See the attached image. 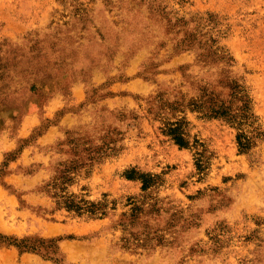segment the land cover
I'll use <instances>...</instances> for the list:
<instances>
[{"label": "rangeland", "instance_id": "rangeland-1", "mask_svg": "<svg viewBox=\"0 0 264 264\" xmlns=\"http://www.w3.org/2000/svg\"><path fill=\"white\" fill-rule=\"evenodd\" d=\"M230 81L248 151L190 110L188 147L161 133ZM0 238V264H264V0H0Z\"/></svg>", "mask_w": 264, "mask_h": 264}, {"label": "trees", "instance_id": "trees-1", "mask_svg": "<svg viewBox=\"0 0 264 264\" xmlns=\"http://www.w3.org/2000/svg\"><path fill=\"white\" fill-rule=\"evenodd\" d=\"M224 59L226 60L224 62L228 64L231 62L230 58H221V60ZM226 86L230 91L229 100L219 99V96H216L213 92L201 89V94L196 99L186 102L182 98L175 101L171 108L172 113L174 115L176 112L182 113L183 116H176L173 121L165 118L161 119V133L168 136L179 147H188L189 141L187 140L186 127L189 122L186 120L185 111L190 110L208 118H221L234 126L237 130L236 140L239 150L241 152L248 151L255 139L261 137L262 134L254 126L255 116L252 113L250 100L245 94L243 87L234 81H230ZM83 204L85 205V203ZM83 204L75 205L73 201H68V198L65 200L66 208L68 210H75L77 213L87 211L91 215H95L100 209L98 207L101 206L100 204H91L89 207H83ZM25 241H21V243ZM12 243L16 245V242L13 241Z\"/></svg>", "mask_w": 264, "mask_h": 264}]
</instances>
